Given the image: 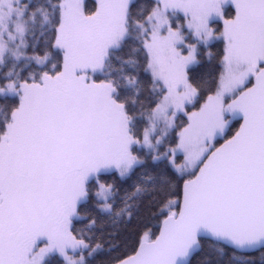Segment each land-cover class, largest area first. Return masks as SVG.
<instances>
[{
    "label": "snow or ice",
    "instance_id": "snow-or-ice-1",
    "mask_svg": "<svg viewBox=\"0 0 264 264\" xmlns=\"http://www.w3.org/2000/svg\"><path fill=\"white\" fill-rule=\"evenodd\" d=\"M0 264H264V0H0Z\"/></svg>",
    "mask_w": 264,
    "mask_h": 264
}]
</instances>
